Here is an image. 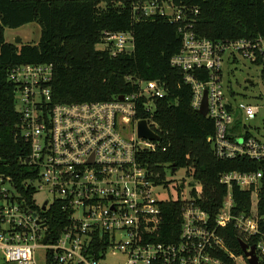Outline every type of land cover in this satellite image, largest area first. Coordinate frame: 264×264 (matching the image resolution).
<instances>
[{"label": "built area", "instance_id": "built-area-1", "mask_svg": "<svg viewBox=\"0 0 264 264\" xmlns=\"http://www.w3.org/2000/svg\"><path fill=\"white\" fill-rule=\"evenodd\" d=\"M130 1L134 19L159 16L175 26L181 44L170 64L190 86L193 110L198 112L206 91L214 154L264 162V136L252 133L247 124L233 126L236 119H255L264 102L222 86L223 64L237 62V57L259 66L264 81V40H211L194 30L196 7L172 0ZM101 44L111 55L133 50L129 32L105 31ZM52 76L51 63L19 64L7 74L15 85L18 127L29 145L25 160L38 175L30 181L35 194L29 203L12 179L0 173V264H237L240 257L248 264L242 250L236 255L227 246L228 228L254 246L264 264V216L257 211L261 171L220 174L226 193L213 216L190 188L185 196L157 197L156 187L165 185L156 182L159 174L142 155L156 150L158 141L139 137L137 123L145 120L158 135L150 119L156 100L166 94L161 80L130 75L126 79L136 89L120 94L121 99L54 103ZM234 184L249 191L247 209H239L231 192ZM44 192L50 196L38 201L36 195ZM174 200L181 203L179 232L165 240L161 205ZM53 206L60 209L57 215L50 211ZM52 222L56 227L51 228Z\"/></svg>", "mask_w": 264, "mask_h": 264}, {"label": "trees", "instance_id": "trees-1", "mask_svg": "<svg viewBox=\"0 0 264 264\" xmlns=\"http://www.w3.org/2000/svg\"><path fill=\"white\" fill-rule=\"evenodd\" d=\"M172 1L198 9L194 30L199 36L211 40H264V0ZM32 22L40 27L36 44L18 46L5 40V28L16 29ZM105 31L131 33L133 50L116 55L106 49L97 50L95 45L101 43ZM180 44L175 26L165 18L134 19L130 0H0V173L12 179L27 202H33L35 189L30 181L38 171L25 162L29 145L18 127L15 85L7 79L13 66L51 63L49 87L54 103L115 99L136 89L126 79L130 75L146 81L158 79L164 83L166 94L156 100L150 120L159 140L156 150L142 155L150 170L159 174L156 182L167 183L163 180L164 164L175 171L193 167V179L200 184L201 192L191 188L190 194L201 196L197 202L213 216L226 193L225 185L219 182L220 174L231 170L261 171L257 211L264 216V162L240 156L221 159L214 154L209 141L214 133L213 121L191 108V88L184 83L180 69L170 64ZM238 121H234L235 129ZM231 192L239 209H247L249 191L234 184ZM180 208L177 200L161 205L165 240L175 238L179 232ZM59 210L56 206L50 209L53 215ZM263 224L260 223L262 233ZM50 226L54 228L56 223ZM224 230L227 246L240 255L239 240L244 238L232 228Z\"/></svg>", "mask_w": 264, "mask_h": 264}, {"label": "rangeland", "instance_id": "rangeland-1", "mask_svg": "<svg viewBox=\"0 0 264 264\" xmlns=\"http://www.w3.org/2000/svg\"><path fill=\"white\" fill-rule=\"evenodd\" d=\"M16 36L21 38L20 44H16L18 46L21 44H36L40 36V27L37 23L32 22L16 29L5 28L4 37L7 42L14 43ZM95 48L101 50L104 46L99 43L95 45ZM237 60V62L223 64V88L228 86L229 89L237 91L240 95L254 97L253 101L261 105L264 102V81L261 78L259 66L251 64L241 57H237ZM247 79L251 80L250 84L246 82ZM142 86L145 87L146 84L143 83ZM242 124L249 125L252 133L264 136V107H261L255 119L249 121L239 120L236 125L237 129ZM163 172L167 183L164 184L165 186L159 185L156 187L157 197H174L175 193H177V196H185V191L189 188H197L201 192L200 184L193 179V167L179 168L171 172L170 167L164 166ZM200 192H198L199 195ZM44 193L36 195L38 201L50 196L48 193ZM236 263L246 264L245 258H238Z\"/></svg>", "mask_w": 264, "mask_h": 264}, {"label": "water", "instance_id": "water-1", "mask_svg": "<svg viewBox=\"0 0 264 264\" xmlns=\"http://www.w3.org/2000/svg\"><path fill=\"white\" fill-rule=\"evenodd\" d=\"M21 42V38L19 36H16L14 43L15 44H20ZM246 82L249 84L251 83L250 79H247ZM119 98L121 99L122 96L120 95ZM198 113L202 116H205L207 113V99H206V91L203 94V98H202V102H201V106L198 110ZM137 134L139 137H143L149 140H153V141H158L159 140V136L155 133H153L145 120H140L137 123ZM25 162H27V160H25ZM175 169L172 168L171 172H174ZM42 208L44 209V206H42ZM45 241V238H44ZM239 246L244 254V256L247 257V263L248 264H260L257 260L256 254H255V249L254 246H248L245 242H243L242 240H239Z\"/></svg>", "mask_w": 264, "mask_h": 264}]
</instances>
